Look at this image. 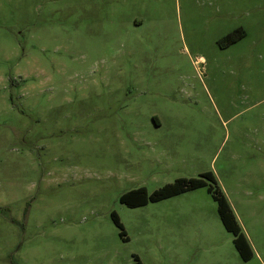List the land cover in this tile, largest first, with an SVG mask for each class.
<instances>
[{"label":"rangeland","instance_id":"rangeland-1","mask_svg":"<svg viewBox=\"0 0 264 264\" xmlns=\"http://www.w3.org/2000/svg\"><path fill=\"white\" fill-rule=\"evenodd\" d=\"M206 172L248 262L206 188L120 202ZM135 257L264 264V0H0V264Z\"/></svg>","mask_w":264,"mask_h":264},{"label":"trees","instance_id":"trees-1","mask_svg":"<svg viewBox=\"0 0 264 264\" xmlns=\"http://www.w3.org/2000/svg\"><path fill=\"white\" fill-rule=\"evenodd\" d=\"M244 36L245 31L243 29H237L228 34L225 39L219 41V45L222 46L225 40H230L231 43H235ZM200 188H206L208 194H210L212 199L217 203L218 214L222 224L227 232L234 236L233 243L241 259L245 262L250 261L254 257V251L244 234L227 197L220 188L218 180L211 172L203 173L200 178L178 179L172 184L165 185L151 195H148L145 188L133 190L121 196L120 202L130 208H138L146 206L148 203H157ZM112 218L116 226L121 230V236H124L125 231L120 218L115 213H113ZM135 261L136 264H141L138 257H135Z\"/></svg>","mask_w":264,"mask_h":264}]
</instances>
